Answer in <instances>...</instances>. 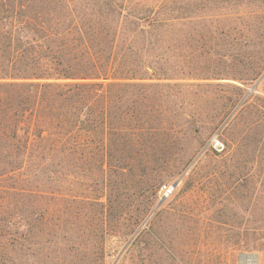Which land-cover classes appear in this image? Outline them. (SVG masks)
I'll return each instance as SVG.
<instances>
[{
    "label": "rangeland",
    "instance_id": "374dc122",
    "mask_svg": "<svg viewBox=\"0 0 264 264\" xmlns=\"http://www.w3.org/2000/svg\"><path fill=\"white\" fill-rule=\"evenodd\" d=\"M108 2L0 0V9L15 12L18 23L20 12L41 8L64 12L71 6L96 16ZM168 5L182 18L154 45L167 77L148 74L145 85L127 79L130 85L121 92L130 105L140 94L152 95L160 119L170 123L171 160L158 190L145 194L137 188V168L124 180L104 177L96 164L76 172L88 195L144 200L148 209L139 219L125 217V225L87 253L61 254L69 245L63 231L54 230L51 243L0 246V264H248L244 256L264 264V0H168ZM165 184L172 188L169 195L161 190ZM112 219L105 215V221ZM83 221L87 245L91 231L99 240L103 217L86 215Z\"/></svg>",
    "mask_w": 264,
    "mask_h": 264
},
{
    "label": "trees",
    "instance_id": "16d2710c",
    "mask_svg": "<svg viewBox=\"0 0 264 264\" xmlns=\"http://www.w3.org/2000/svg\"><path fill=\"white\" fill-rule=\"evenodd\" d=\"M175 9L168 0H109L96 16L71 6L41 8L20 12L18 23L15 12L0 9L2 248L51 243L57 230L69 245L61 254L76 257L119 230L125 217L143 216L148 201L88 195L76 172L96 164L104 177L124 180L137 168V188L158 190L171 160L170 123L160 119L152 95L130 105L121 92L167 77L154 45L177 27ZM94 214L104 219L101 238L91 231L87 245L83 217Z\"/></svg>",
    "mask_w": 264,
    "mask_h": 264
},
{
    "label": "built area",
    "instance_id": "2783aa9c",
    "mask_svg": "<svg viewBox=\"0 0 264 264\" xmlns=\"http://www.w3.org/2000/svg\"><path fill=\"white\" fill-rule=\"evenodd\" d=\"M214 147H215V149H217L219 151L223 149L222 143L218 140L214 141ZM161 190H162L164 195H169L170 193H172V188L166 184L162 186Z\"/></svg>",
    "mask_w": 264,
    "mask_h": 264
},
{
    "label": "bare ground",
    "instance_id": "6f19581e",
    "mask_svg": "<svg viewBox=\"0 0 264 264\" xmlns=\"http://www.w3.org/2000/svg\"><path fill=\"white\" fill-rule=\"evenodd\" d=\"M244 259L248 262V264L256 262V258L254 256H244Z\"/></svg>",
    "mask_w": 264,
    "mask_h": 264
},
{
    "label": "water",
    "instance_id": "95a60500",
    "mask_svg": "<svg viewBox=\"0 0 264 264\" xmlns=\"http://www.w3.org/2000/svg\"><path fill=\"white\" fill-rule=\"evenodd\" d=\"M163 200H164V199L162 198L161 201L159 202L158 206L163 202Z\"/></svg>",
    "mask_w": 264,
    "mask_h": 264
}]
</instances>
